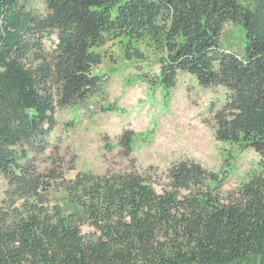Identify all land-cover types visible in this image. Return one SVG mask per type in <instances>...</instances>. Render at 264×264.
Returning a JSON list of instances; mask_svg holds the SVG:
<instances>
[{"label": "trees", "instance_id": "16d2710c", "mask_svg": "<svg viewBox=\"0 0 264 264\" xmlns=\"http://www.w3.org/2000/svg\"><path fill=\"white\" fill-rule=\"evenodd\" d=\"M22 1L0 0V264H264V0H45L41 16ZM229 23L245 32L242 56L221 48ZM109 41L126 59L145 60L141 44L158 54L151 83L166 91L183 73L225 88L216 139L255 151L258 170L225 197L221 174L194 160L172 164L161 193L152 167L40 172L31 154L50 149L57 109L101 91ZM133 137L121 135L126 158Z\"/></svg>", "mask_w": 264, "mask_h": 264}, {"label": "rangeland", "instance_id": "374dc122", "mask_svg": "<svg viewBox=\"0 0 264 264\" xmlns=\"http://www.w3.org/2000/svg\"><path fill=\"white\" fill-rule=\"evenodd\" d=\"M22 5L27 12L46 15L45 0H24ZM53 41L55 36L45 40L47 52L52 50ZM245 43L240 26L225 25L222 49L242 56ZM140 50L145 60L126 59L118 41H109L98 50L103 61L94 68V74L104 77L105 83L95 97L56 110L57 127L50 138V149L41 155L31 154L39 171L54 170L71 181L85 172L145 173L152 167L157 174L151 177L153 187L161 193L168 168L179 161L194 160L221 174L224 197L238 189L250 173L258 170L260 157L251 149L217 141L214 119L225 104V88L202 87L194 77L183 73L175 88L166 91L161 83H151L160 74V56L145 44ZM125 131L134 133V152L129 158L120 145ZM7 189V181L0 174V207ZM59 196L57 189L45 196L47 205H56ZM84 233L93 232L85 228Z\"/></svg>", "mask_w": 264, "mask_h": 264}]
</instances>
